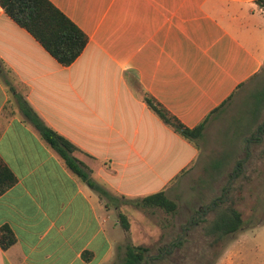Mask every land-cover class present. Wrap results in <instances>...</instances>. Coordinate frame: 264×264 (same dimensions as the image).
I'll list each match as a JSON object with an SVG mask.
<instances>
[{"label": "crops", "instance_id": "1", "mask_svg": "<svg viewBox=\"0 0 264 264\" xmlns=\"http://www.w3.org/2000/svg\"><path fill=\"white\" fill-rule=\"evenodd\" d=\"M49 1L89 37L70 66L0 5V157L17 178L0 197V229L16 238L0 246V264H112L122 238L145 237L148 211L161 210L142 200L170 198L174 183L210 160L209 124L264 69V10L256 0ZM18 95L76 146L106 193L67 167ZM145 97L187 128L203 122L202 136L183 137Z\"/></svg>", "mask_w": 264, "mask_h": 264}, {"label": "rangeland", "instance_id": "2", "mask_svg": "<svg viewBox=\"0 0 264 264\" xmlns=\"http://www.w3.org/2000/svg\"><path fill=\"white\" fill-rule=\"evenodd\" d=\"M218 118L217 124H209L215 145L210 160L198 163L169 189L175 213L148 211V234L122 238V255L112 264L121 262L128 243L148 247L149 264H264V133L257 132L264 126V69L240 89ZM228 120L234 122L224 124ZM238 163L243 170L236 174ZM226 167V173L219 174ZM210 168L217 175L207 176ZM224 201L233 202L244 225L211 246L206 226L225 207ZM200 211L204 216L196 220ZM177 238L182 245L172 247Z\"/></svg>", "mask_w": 264, "mask_h": 264}, {"label": "trees", "instance_id": "3", "mask_svg": "<svg viewBox=\"0 0 264 264\" xmlns=\"http://www.w3.org/2000/svg\"><path fill=\"white\" fill-rule=\"evenodd\" d=\"M256 2L264 10V0H256ZM0 5L15 23L26 29L63 66H70L74 63L89 43L87 34L49 0H0ZM17 99L25 118L32 123L42 139L60 155L67 167L100 196L102 193H106L101 186L89 178V175L74 157L76 146L47 126L21 95H18ZM145 100L167 125L186 139L196 140L202 136L205 129L203 122L193 129L187 128L176 118L169 116L170 114L164 108H160L151 98L145 97ZM257 132L264 133V126H259ZM246 143L248 144L249 140H246ZM238 165L240 168L239 163ZM242 170L240 168L236 174ZM16 183V176L0 157V197ZM224 202L225 207L206 226V234L213 239L211 246L237 233L244 225L242 214L234 207L233 202ZM142 203L147 207L160 208L167 214H173L177 209L176 203L165 192L148 196L142 200ZM215 205L218 206V203L215 202ZM121 225L125 230L129 229L123 216ZM15 243L16 238L13 231L8 226H3L0 229L2 249L7 250ZM182 243L183 241L177 238L172 242V247H179ZM149 251L146 246L126 244L124 255L119 264H149L147 257Z\"/></svg>", "mask_w": 264, "mask_h": 264}, {"label": "flooded vegetation", "instance_id": "4", "mask_svg": "<svg viewBox=\"0 0 264 264\" xmlns=\"http://www.w3.org/2000/svg\"><path fill=\"white\" fill-rule=\"evenodd\" d=\"M203 216H204V214L200 211L199 214H198V216H197V218H196V220H199V219L202 218ZM195 217H196V216H195ZM195 217L192 218L191 222L194 220ZM179 239H180V238H179Z\"/></svg>", "mask_w": 264, "mask_h": 264}]
</instances>
